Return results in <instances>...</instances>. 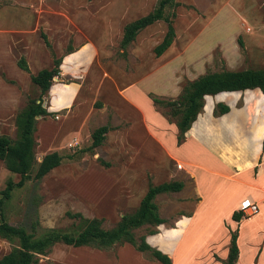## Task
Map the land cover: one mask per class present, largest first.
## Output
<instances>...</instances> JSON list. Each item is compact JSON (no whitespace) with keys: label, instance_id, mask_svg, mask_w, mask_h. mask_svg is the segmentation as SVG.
<instances>
[{"label":"rangeland","instance_id":"rangeland-1","mask_svg":"<svg viewBox=\"0 0 264 264\" xmlns=\"http://www.w3.org/2000/svg\"><path fill=\"white\" fill-rule=\"evenodd\" d=\"M157 1L0 0V134L15 139V114L38 95L29 80L30 70L50 67L52 56L62 57L68 49L74 53L63 57L61 73L51 83H57L56 87L43 96V105L55 111L36 117L33 134L36 161L44 153L56 151L62 157L60 164L37 180L32 177L34 167L29 178L21 186L12 187L9 196L3 198L1 192L6 181L16 182L19 176L4 168L0 161V220L26 231L34 227L38 235L47 228L72 230L78 220L65 213L79 212L86 218H101L100 226L108 229L121 215L133 212L149 185L178 180L183 184L180 190L153 197L158 215L165 219L164 226L157 229L143 225L134 230L137 237L148 229H156L159 234L150 236L149 242L170 250L186 219L182 218L176 228H169L174 227L173 221L180 214H189L198 197L191 178L176 172L175 162L144 136L139 113L127 99L116 95L117 90L132 83L125 94L140 106L147 126L154 130L164 122H174V118L160 104H154L151 112L148 108L151 104L141 99L144 95L140 90L151 89L159 94L157 90L172 81L169 71L173 65L179 63L173 80V91L177 89V93L150 97L175 99L186 82L205 72L264 68V0H173L176 5L164 12L174 14L171 18L174 36L162 57L152 52L166 29L162 19L140 29L121 48L123 25L151 11ZM19 57L24 58L30 70L17 67ZM168 62L173 64L166 70L162 65ZM68 65L69 69L64 71ZM215 100L229 102L232 108H240L244 101L245 112L242 110L241 117H248L251 128L248 149L249 155L254 156L264 134L262 93L255 88L206 96L204 115L209 114ZM101 125L108 126L107 132L98 146L90 147V133ZM53 132L55 138L49 141ZM165 133L167 140L173 134L171 130ZM167 146L174 151L172 142L167 141ZM196 174L203 203L193 213L194 220L175 249L173 264H182L185 258L186 264H199L195 258L200 257H193L186 248L189 250L193 245L215 248L219 241L227 239L228 231L236 234L239 228L232 221L229 223L227 204L237 200L238 206H244L247 200L255 198L247 186L234 179L216 178L200 170ZM261 208V218L245 222L252 229L264 228V202ZM225 217L228 221L223 220ZM258 232L261 235L262 231ZM15 245L16 239L0 238V256ZM118 246L98 250L115 252ZM96 250L57 243L45 255H38L36 264H85L88 258L93 259L89 264H131L136 258L146 264H160L143 253L142 257L129 260L84 257L94 255Z\"/></svg>","mask_w":264,"mask_h":264},{"label":"trees","instance_id":"trees-1","mask_svg":"<svg viewBox=\"0 0 264 264\" xmlns=\"http://www.w3.org/2000/svg\"><path fill=\"white\" fill-rule=\"evenodd\" d=\"M173 0H158L156 6L146 14L137 17L122 27V34L119 41L121 48L130 43L140 29L162 19L166 23V29L160 41L152 48L154 56L158 57L172 42L174 30L171 18L173 12L167 15L165 8L175 6ZM44 44L49 47L44 34H41ZM68 49L66 53H69ZM61 56H52L51 66L44 67L29 75L30 83L38 90L34 99H29L27 104L19 110L14 117L16 137L11 139L5 134H0V161L4 168L19 176L16 182L10 179L6 181L1 195L3 198L9 196L12 187H19L27 180L32 172L33 179L37 180L58 166L62 159L56 151L44 153L37 162L34 154L36 141L34 139L35 120L37 116L44 117L50 113L41 105L43 96L50 89L56 87L52 78L59 74ZM18 68L27 71V65L23 57L16 62ZM257 88L264 96V68L209 71L198 75L182 86L175 99L160 100L151 97L153 104H160L167 107V113L174 118L176 127L175 141L180 143L183 140L184 132L189 128L195 116L200 112L203 103V96L216 95L218 92L243 91L245 89ZM49 89V90H50ZM59 89V88H56ZM228 111V106L217 102L212 108L214 116ZM108 126L101 125L90 133V147L98 146ZM261 150L264 151V137L261 140ZM107 165V163H104ZM183 184L178 180L164 181L151 184L139 200L137 207L131 213L123 214L119 220L108 229L100 226L101 218H86L79 212H66L68 217L76 218L78 223L72 230L60 228H47L36 235L34 227L26 231L23 227L14 226L4 220H0V238L11 241L16 239V245L0 256V264H36L38 255H45L54 244H63L72 247L90 246L97 249H107L113 245L123 243L130 244L135 250L145 254L148 259L160 264H171L170 258L145 242V236L153 234L156 229H148L145 234L135 237L134 230L146 225L155 227L165 222L157 213V207L153 197L158 193L175 192L182 188ZM241 211H233L231 218L237 221ZM236 234L230 233L229 246L226 257V264L234 262L237 255L235 243Z\"/></svg>","mask_w":264,"mask_h":264},{"label":"crops","instance_id":"crops-1","mask_svg":"<svg viewBox=\"0 0 264 264\" xmlns=\"http://www.w3.org/2000/svg\"><path fill=\"white\" fill-rule=\"evenodd\" d=\"M170 45L159 56L162 57L163 54L167 51V49L170 47ZM71 51L69 53H66L65 55L74 54ZM64 56L61 57L60 64ZM172 62L174 63V61ZM172 62L163 63L162 67L164 69L166 67V70H169L170 68L169 66L173 64ZM178 64L176 66L173 65V67L170 68L169 76L172 78V81L168 86H163L165 88H160L159 90H157L159 94L154 93L153 91H151V89L147 90V92H143V90H140V93H142L144 96L147 95L149 97L146 98L144 96H141V99L147 101V104L149 103L151 104V106H148L151 112H153L152 109L154 104L152 103L151 97L149 95L155 94L154 96L156 95L170 96L177 93V89L173 91V87L175 86L173 80L176 77L174 75V69L177 68ZM69 65L67 66V69L64 71H67L69 69L70 67ZM28 68L30 70V67ZM39 69L41 68L37 67L34 70H30V72L31 74H34ZM60 69L62 70L61 67ZM60 69H59V74L61 73ZM132 86L133 85L130 82V83H126L125 86H123V88H120L122 90L117 88L118 89L117 92L119 95L117 93L116 95L121 98L127 99V101L131 103L135 111H137L140 115L141 123L145 130L144 136L149 137V139H151L153 143L155 142V144H157L165 152L167 158H170L175 162L176 166L178 167L176 172L187 174V176L191 178V181L193 182L194 185L193 186L194 192L198 197L197 202L194 203V206L189 212V214H180L173 221L174 227L169 228V229L176 228L178 226V222L182 218L186 219L184 222V228L182 229V232L174 240L170 250H164L163 248H160L158 245H154V243L152 244L151 242H149L148 238L150 236L159 234L156 233L157 230L153 234L146 235L145 242L149 246L159 250L161 253L166 254L170 258L171 264H173V254L175 252V249L177 248V246H179V243L181 242L185 233L188 231L189 226H191L194 220L193 213L203 203L202 193H200L199 190H197V185H198L196 178L197 174L195 175L197 170H200L209 175H215L216 178L228 179V180L234 179L247 186L248 192L253 193V196L255 195V198H251L247 200L248 203L244 204V206L249 204H255L257 206L256 214L248 218L240 216V218L237 221L231 218L232 212L238 211L242 207L241 205L238 206L237 200L236 201L233 200L232 202L228 203L226 206L227 208L226 213L228 214V216H230L228 217L229 223H231L232 221L234 225L239 228V230L236 231V239H235V243L237 247V255L234 262H232L231 264H264V228L252 229L249 224H246V223H250L255 218L262 217L261 214L262 208L260 209V207L264 202V151L261 150V140L264 137V134L261 136L259 140V150L254 156H250L248 149V141L251 134V128L249 127L248 117L246 115H245V119H242L241 117L242 110L245 112V109H242L244 107V101L242 102L243 104L240 108H232L229 102L215 100L211 104V108L208 115L203 114V109H202L203 105H202L201 111L197 113L195 119L191 122L189 128L184 132L183 140L177 144L175 141L176 127L173 122L171 123L162 122L163 125L160 126L159 128L157 129L153 128L154 130L149 129V127L147 126V119L144 114V111H142V109L136 102L128 98L125 94V92H127L130 88H132ZM49 89H48V93H49ZM65 92L66 91L61 92L59 95H62ZM218 93H222V92H218ZM74 96H75V88H74L72 100ZM205 96L206 95L203 96V102ZM69 102L70 101L67 100L66 104H68ZM217 102H221L227 105L228 111L223 114L214 116L212 114V108L214 104ZM43 107L45 106L43 105ZM45 109L48 112L55 111L53 109H49V106L45 107ZM57 116L58 115H56V117ZM125 117L128 119V116ZM44 123L45 122L43 121V123H41L40 126H42ZM86 124L87 123L85 118V127ZM166 130H171L173 133L171 135V138H169L168 140L166 139V133H165ZM55 133L56 132L49 134V136H51V139L49 141L54 140ZM167 141L173 143L174 151L169 150V146H167ZM241 176H243V180L241 179ZM161 218L165 220L163 217ZM223 220L228 221L227 217L223 218ZM164 223L165 222L156 225L155 228L160 229L161 226L162 227L164 226L163 225ZM258 230L262 231L261 235L259 234ZM229 233L230 232L228 231L227 239L226 240L223 239L222 241H219L215 248H212V246L209 245H207L206 247L193 245V248H190L189 250L186 248V250L189 253L193 254V257H200L199 259L195 258V262L197 261L199 264H201L204 261L205 264H226V257H227L229 238H230ZM79 247L82 248L86 246H78V248ZM72 248H77V247H72ZM84 257H119V258L125 257L129 260L131 259V257H142V253L135 250L130 244L123 243L118 246L115 252L97 249L94 255L86 254V256ZM214 257H216V259ZM90 260L92 261L93 259L91 258L85 259V264H89ZM132 262L136 264H146V262L141 260L140 258L139 259L136 258L135 260H132L131 264ZM187 262L188 261L185 258L183 259L182 264H186ZM63 264H70V262L69 263L65 262Z\"/></svg>","mask_w":264,"mask_h":264},{"label":"built area","instance_id":"built-area-1","mask_svg":"<svg viewBox=\"0 0 264 264\" xmlns=\"http://www.w3.org/2000/svg\"><path fill=\"white\" fill-rule=\"evenodd\" d=\"M73 144L74 143H68V146L73 145ZM240 211H241L242 217L248 218V217L256 214L257 206L255 204L245 205V206H242Z\"/></svg>","mask_w":264,"mask_h":264},{"label":"water","instance_id":"water-1","mask_svg":"<svg viewBox=\"0 0 264 264\" xmlns=\"http://www.w3.org/2000/svg\"><path fill=\"white\" fill-rule=\"evenodd\" d=\"M52 79H56V77L54 76ZM226 92V91H225ZM42 106H43V103H42Z\"/></svg>","mask_w":264,"mask_h":264},{"label":"bare ground","instance_id":"bare-ground-1","mask_svg":"<svg viewBox=\"0 0 264 264\" xmlns=\"http://www.w3.org/2000/svg\"><path fill=\"white\" fill-rule=\"evenodd\" d=\"M231 92V91H230ZM206 97V96H205ZM203 108H204V104H203Z\"/></svg>","mask_w":264,"mask_h":264}]
</instances>
